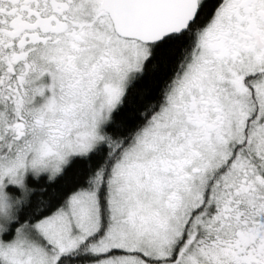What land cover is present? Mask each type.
Segmentation results:
<instances>
[{
  "label": "snow or ice",
  "instance_id": "6c2138e0",
  "mask_svg": "<svg viewBox=\"0 0 264 264\" xmlns=\"http://www.w3.org/2000/svg\"><path fill=\"white\" fill-rule=\"evenodd\" d=\"M0 264H264V0H0Z\"/></svg>",
  "mask_w": 264,
  "mask_h": 264
}]
</instances>
